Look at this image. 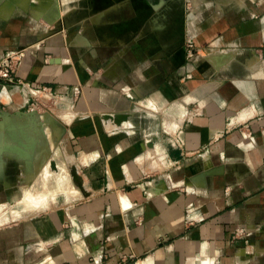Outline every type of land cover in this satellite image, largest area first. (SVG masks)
<instances>
[{
	"label": "crops",
	"instance_id": "0c3cea01",
	"mask_svg": "<svg viewBox=\"0 0 264 264\" xmlns=\"http://www.w3.org/2000/svg\"><path fill=\"white\" fill-rule=\"evenodd\" d=\"M62 1L0 10V61L25 50V85L0 81V264H264V0ZM43 87L72 115L50 185L13 156Z\"/></svg>",
	"mask_w": 264,
	"mask_h": 264
},
{
	"label": "rangeland",
	"instance_id": "374dc122",
	"mask_svg": "<svg viewBox=\"0 0 264 264\" xmlns=\"http://www.w3.org/2000/svg\"><path fill=\"white\" fill-rule=\"evenodd\" d=\"M41 1L42 0H14V1L8 0L7 2V0H5V2L2 3V1L0 0L1 2L0 9L7 8V10H10L11 8H13L14 6L18 4L21 5L24 9H29L31 6L29 5L30 2L36 4ZM63 3L64 2L62 0H52V2L49 4V7H51L50 5H53L51 8L54 9L55 12H59L61 14L65 10V7H66V5ZM47 11H51V10L47 9ZM212 58L213 57H208V59H206L208 60L207 65L211 67L212 65L210 64L209 60H211ZM234 66L235 65L227 66L228 68L226 69V71L230 70V68L232 69V67ZM244 67L240 65V67L235 66L234 68L237 70L239 69L242 70ZM26 116L27 118H29V121H28L29 128L32 129L31 130L32 132L34 131L36 133L34 132L30 133L31 131H26L25 133L24 131H21L20 133L21 140L20 139L18 140L21 142L24 140L25 145H23L24 143H22L21 147L15 150L16 151L14 152L15 155L13 154V156H15L16 158L23 159L21 163H16V166H17L16 175L18 176L20 173V170H18L20 168L19 165H21L22 167L28 168L30 173L31 172L33 173L34 170H36L38 166L41 167L40 170H43L46 165L44 162H46V156H47V159L50 163L48 162L49 168H47L46 170L47 177L45 178V180H42V182L43 183L47 182L49 183L48 185L54 184L52 183L54 180L52 179V176L55 175L54 168L57 167L58 161L59 160L65 161L67 158V155L68 156L72 155L66 146V141H67V132H66L67 130L66 129H67V124L69 122L63 119V117L65 116H72L70 109L68 108L66 104L62 103L60 99L58 100L57 98H51L47 102L41 101L39 105H36L35 107H31V110L27 111ZM16 123H19V122L16 121ZM21 123L23 125L25 124L23 122ZM6 125L7 124H5V127ZM17 126L18 124H16L14 127H17ZM8 130L9 129L7 127L5 129V132H8ZM57 130H60V132H58ZM55 133L57 134V141H58V146L56 148L52 147V144H51L53 143V140L56 139ZM40 136H43L42 139L40 138ZM39 140H42V142L40 143ZM42 147H44L43 150L45 151V153L42 157L40 156L37 157V152ZM73 168H76V167L75 166L69 167L71 177H72ZM14 181L15 183H19V184L21 183V186L23 187L25 186L23 179L21 180V179L16 178L14 179ZM35 181L40 182V178H37ZM72 182H73V186L77 188V183L73 180V178H72ZM32 187L35 191H38V192L42 190L40 187L36 186L35 184H33ZM58 195L59 194H56L55 196H47L48 204L52 201L54 197H57ZM61 196L63 195H59L58 197H61ZM45 197L46 196L44 194H29V193L21 194V198L19 200L18 199L16 200V205L18 206V203L24 205L25 203H30V202L32 203V205H38L40 202L44 200ZM0 208L7 209V207H0Z\"/></svg>",
	"mask_w": 264,
	"mask_h": 264
},
{
	"label": "built area",
	"instance_id": "2783aa9c",
	"mask_svg": "<svg viewBox=\"0 0 264 264\" xmlns=\"http://www.w3.org/2000/svg\"><path fill=\"white\" fill-rule=\"evenodd\" d=\"M193 47V44H189ZM25 50H12L5 54V56L0 61V81H7L10 84L18 85L23 87L25 84L15 78L16 68L22 58L25 56ZM51 98H56V95L49 87H43L40 89H35L29 92V106L35 107L39 105L40 102H47ZM246 232L242 229H237L235 232V237L245 238Z\"/></svg>",
	"mask_w": 264,
	"mask_h": 264
},
{
	"label": "water",
	"instance_id": "95a60500",
	"mask_svg": "<svg viewBox=\"0 0 264 264\" xmlns=\"http://www.w3.org/2000/svg\"><path fill=\"white\" fill-rule=\"evenodd\" d=\"M130 114H123V113H115L114 115H110L109 118L114 121L115 124L121 125L123 121L127 120L129 118ZM72 178L77 183V185H80V177L77 171V168H73L72 170Z\"/></svg>",
	"mask_w": 264,
	"mask_h": 264
},
{
	"label": "bare ground",
	"instance_id": "6f19581e",
	"mask_svg": "<svg viewBox=\"0 0 264 264\" xmlns=\"http://www.w3.org/2000/svg\"><path fill=\"white\" fill-rule=\"evenodd\" d=\"M2 1V0H1ZM14 1V0H13ZM8 2V0H7ZM52 2V0H42L41 2L38 3V5L35 7L36 10L39 11L41 9L42 11H47V9L51 10L49 7V4ZM1 3V2H0ZM3 3V2H2ZM26 4V3H25ZM30 5V4H29ZM51 6V5H50ZM1 10V9H0ZM11 10V9H10ZM43 13V12H42Z\"/></svg>",
	"mask_w": 264,
	"mask_h": 264
}]
</instances>
